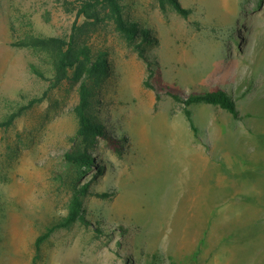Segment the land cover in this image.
Masks as SVG:
<instances>
[{"label": "rangeland", "instance_id": "rangeland-1", "mask_svg": "<svg viewBox=\"0 0 264 264\" xmlns=\"http://www.w3.org/2000/svg\"><path fill=\"white\" fill-rule=\"evenodd\" d=\"M120 1L152 42L80 16L79 0H0V120L23 109L0 127V264H264V0H178L187 14ZM74 32L106 62L91 115L117 149L76 137L79 83L52 89L51 53L15 45ZM218 88L239 115L193 105L195 132L171 94ZM85 151L88 171L67 159ZM85 184L87 216L106 234L75 223L38 249Z\"/></svg>", "mask_w": 264, "mask_h": 264}, {"label": "trees", "instance_id": "trees-1", "mask_svg": "<svg viewBox=\"0 0 264 264\" xmlns=\"http://www.w3.org/2000/svg\"><path fill=\"white\" fill-rule=\"evenodd\" d=\"M80 9L79 15L92 20V22H101L105 19L113 22L117 29L121 31L128 39L134 40L138 34L143 36V41L146 43L152 42V38L148 30H141L137 25L127 21L124 15V6L120 0H79ZM163 6L165 3H170L178 12L187 14V10L182 7L178 0H160ZM16 46L23 48H33L44 50L51 53L53 57L54 77L52 79L51 88L61 86L66 80H73L79 83V102L75 107V113L79 121V129L76 137H84L86 139H96L102 137L108 139L114 148H118L114 138L111 137L102 124L93 120L91 109L93 106V92L91 82L100 80L108 73L105 60L102 56L95 58L92 51L87 46H80L77 43V35L74 32L70 38L64 37H41L36 35H28L24 39L15 42ZM138 53L141 58L146 60L144 48L138 46ZM33 71L45 77V74L32 66ZM72 75V77H71ZM153 75L150 74V78ZM145 85L148 88L154 89V85L149 79L145 80ZM175 100L185 103V113L190 125L195 132L198 128L195 125L191 106L201 103L219 106L222 109L238 116L239 110L233 96L223 89H216L207 93L192 94L188 98H183L180 95L171 94ZM23 112V109L11 114L7 119L0 120V127H10L17 116ZM67 159L75 165L85 168L86 171L93 168L96 163L94 156L89 151L77 154H67ZM98 175L104 170H97ZM96 174V176H98ZM89 193V184L78 188L70 202L69 211L64 220L52 228L47 233L40 236L36 241V246L39 249L42 243L50 236V234L58 228H68L75 223H81L86 227H95L99 234H106L105 229L97 223H93L87 216V209L84 203V197ZM99 196L107 198L111 197L110 192H105Z\"/></svg>", "mask_w": 264, "mask_h": 264}, {"label": "bare ground", "instance_id": "bare-ground-1", "mask_svg": "<svg viewBox=\"0 0 264 264\" xmlns=\"http://www.w3.org/2000/svg\"><path fill=\"white\" fill-rule=\"evenodd\" d=\"M219 50V49H218ZM219 52V51H218ZM217 53V52H216ZM217 56V55H216ZM217 58V57H216Z\"/></svg>", "mask_w": 264, "mask_h": 264}]
</instances>
